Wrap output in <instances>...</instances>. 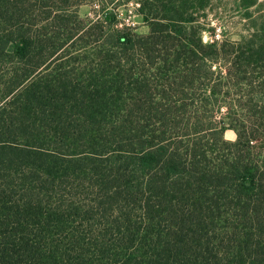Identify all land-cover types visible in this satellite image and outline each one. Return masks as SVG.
<instances>
[{
	"label": "trees",
	"instance_id": "trees-1",
	"mask_svg": "<svg viewBox=\"0 0 264 264\" xmlns=\"http://www.w3.org/2000/svg\"><path fill=\"white\" fill-rule=\"evenodd\" d=\"M212 1L139 0V34L0 0V264H264V16L205 46Z\"/></svg>",
	"mask_w": 264,
	"mask_h": 264
},
{
	"label": "rangeland",
	"instance_id": "rangeland-1",
	"mask_svg": "<svg viewBox=\"0 0 264 264\" xmlns=\"http://www.w3.org/2000/svg\"><path fill=\"white\" fill-rule=\"evenodd\" d=\"M77 1L83 4L79 8L75 6ZM245 1L248 3L255 1V4L247 7L244 4ZM102 3L105 6L104 11L101 8ZM59 6L71 12V16L75 17L78 14L79 21L81 22L97 20L102 22L109 17L105 22V29L108 32L116 30L113 24L115 19H118L122 23L117 29H121L124 26L135 28L139 34H147L149 32L147 23L143 21L138 12L139 0H70V2L60 4ZM263 16L264 0H213L207 8L205 15L200 17V22L204 27L201 35L203 45L219 47L223 43L241 42L254 32L255 25H258ZM226 68H228V64H213V70L216 72L221 71L225 74ZM208 91L206 95L211 98L213 94L209 88ZM220 100L222 101V98ZM217 107L219 111L216 113L217 116L212 120L210 126L209 121H207V126L211 130L210 132L208 131V134H213V137L218 138L217 140L222 139L228 143L236 142L237 132L230 128V124H236L234 122L235 116L231 114L230 106H226L223 102L218 103L216 107L211 105L206 106L207 110ZM233 109L234 111L237 110L236 107H233ZM204 114L205 117L209 118L212 113L203 110V116ZM196 128L198 129V127L190 126L191 136H195L193 133H195ZM209 139L210 142L213 141L210 137Z\"/></svg>",
	"mask_w": 264,
	"mask_h": 264
},
{
	"label": "built area",
	"instance_id": "built-area-1",
	"mask_svg": "<svg viewBox=\"0 0 264 264\" xmlns=\"http://www.w3.org/2000/svg\"><path fill=\"white\" fill-rule=\"evenodd\" d=\"M218 38V37H217Z\"/></svg>",
	"mask_w": 264,
	"mask_h": 264
}]
</instances>
